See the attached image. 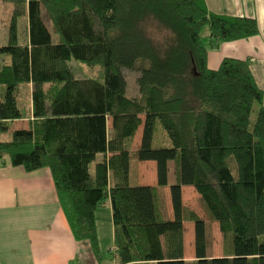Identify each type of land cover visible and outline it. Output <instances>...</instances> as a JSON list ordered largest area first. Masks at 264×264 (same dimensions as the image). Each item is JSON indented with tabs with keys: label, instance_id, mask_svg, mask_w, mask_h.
<instances>
[{
	"label": "trees",
	"instance_id": "obj_1",
	"mask_svg": "<svg viewBox=\"0 0 264 264\" xmlns=\"http://www.w3.org/2000/svg\"><path fill=\"white\" fill-rule=\"evenodd\" d=\"M2 1L11 18L0 46V135L11 138L0 141V167L9 158L27 172L50 169L76 240L96 256L98 212L110 204L117 264H264V92L247 60L207 65L215 43L257 36V20L212 13L205 0ZM73 58L101 65L98 77L77 78ZM124 69L140 72V97H128ZM21 120L29 128L12 130ZM132 157L156 163L155 185H133ZM184 187L198 193L206 220L184 205ZM209 222L220 226L223 257L210 255ZM186 223L195 225L190 262Z\"/></svg>",
	"mask_w": 264,
	"mask_h": 264
},
{
	"label": "crops",
	"instance_id": "obj_2",
	"mask_svg": "<svg viewBox=\"0 0 264 264\" xmlns=\"http://www.w3.org/2000/svg\"><path fill=\"white\" fill-rule=\"evenodd\" d=\"M205 3L218 15L257 20L260 30L257 36L215 43L208 51L207 65L216 70L225 58L247 60L258 87L264 92V0H205ZM21 121L27 125L18 128L15 124L19 121H16L12 130L29 128L28 120ZM6 163L0 167V264H102L97 261L89 241L76 240L60 204L50 169L27 172L22 167H13L9 158ZM186 190L195 191L193 187H184L183 199ZM164 192L172 217L170 187ZM107 209L114 239L110 204ZM189 227L195 229V226L185 224V258L188 262L195 259L194 248L192 253H187L188 243L192 244L194 240L193 236H188ZM219 257L223 255L214 258ZM109 264H117L116 259Z\"/></svg>",
	"mask_w": 264,
	"mask_h": 264
},
{
	"label": "rangeland",
	"instance_id": "obj_3",
	"mask_svg": "<svg viewBox=\"0 0 264 264\" xmlns=\"http://www.w3.org/2000/svg\"><path fill=\"white\" fill-rule=\"evenodd\" d=\"M11 18V6L9 3L0 0V46L7 44V29L6 25H8L9 20ZM42 19L44 20L48 29L51 27V23L46 11L42 8ZM27 25V19L21 18L19 20L18 31H19V39L20 43L24 42L25 39V30ZM56 35H54V38ZM1 59V58H0ZM142 61H138V67L141 66ZM147 67V63H145ZM70 66L73 68L74 74L77 78L82 79H96L99 75V71L102 68L101 65H89L83 61L77 60L73 58L70 61ZM124 77L127 82V95L128 97H140V90L137 83V78L140 76V72L138 70L131 71L124 69L123 70ZM29 91L23 93V99L21 100V106L24 108V105L27 103V95ZM25 111V110H24ZM259 111V106H256L251 117V126L253 127L257 114ZM27 125L26 122L19 121L16 122L15 126L18 128L25 127ZM142 137V129L138 132L136 145L134 149L136 150L138 147L137 140L140 143ZM10 135H0V141H8L10 140ZM157 146V144H156ZM164 146L169 147L170 143L164 144ZM132 166V183L133 185L140 183L145 185H155L157 183V167L155 162H137L136 158L132 157L131 161ZM170 171H169V184L170 186L176 183V175H175V164L174 162L169 163ZM138 176V177H137ZM200 197L197 195L196 191L186 190L184 192V204L185 206L194 211L198 216L203 219H207L206 212L204 207L201 204L199 199ZM109 211L104 208L98 212V216L102 218L98 222V237H99V253L95 257L97 261L102 264H109L115 260V255L111 252V248L114 246L113 232L111 228L110 221L108 219ZM194 224V223H193ZM190 226V225H189ZM192 226V225H191ZM195 226V225H194ZM189 237H194V240L188 243L187 253H192L195 256V229L193 227L188 228ZM193 229V230H192ZM208 243H209V252L214 257L224 255V237L220 230V226L216 222H209L208 224ZM94 253V252H93Z\"/></svg>",
	"mask_w": 264,
	"mask_h": 264
}]
</instances>
